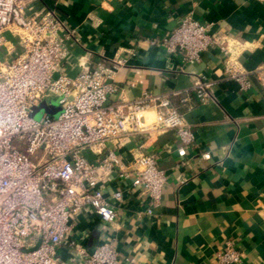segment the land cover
<instances>
[{
	"label": "crops",
	"instance_id": "0c3cea01",
	"mask_svg": "<svg viewBox=\"0 0 264 264\" xmlns=\"http://www.w3.org/2000/svg\"><path fill=\"white\" fill-rule=\"evenodd\" d=\"M25 2L28 16L51 9L75 29L63 63L68 74L122 61L111 101L171 94L193 132L188 145L174 129L150 128L107 142L125 165L156 155L167 184L149 215L150 199L110 173L105 180L110 191L123 188L125 196L116 203L118 217L111 225L94 214L76 220L78 231L89 233L86 246L111 242L131 264H218L217 253L234 241L243 252L240 264H264V85L257 76L264 69V0ZM188 14L212 24L228 53L213 46L194 64L167 55L164 38ZM22 34L14 25L0 31L1 62L10 63L24 51ZM228 58L247 73L249 91L226 74ZM199 81L210 84L207 101L194 92ZM145 117L152 123L155 111ZM83 154L98 159L90 149ZM61 253L72 257L68 250Z\"/></svg>",
	"mask_w": 264,
	"mask_h": 264
},
{
	"label": "built area",
	"instance_id": "2783aa9c",
	"mask_svg": "<svg viewBox=\"0 0 264 264\" xmlns=\"http://www.w3.org/2000/svg\"><path fill=\"white\" fill-rule=\"evenodd\" d=\"M26 11L25 0H0V31L13 25L22 29L25 47L12 62L0 61V264H131L111 242L87 247L89 233L78 231L76 220L94 214L106 225L116 221V203L123 201L125 191H110L105 180L112 172L150 199L147 213L152 215L167 176L156 155H141L125 165L106 144L150 128L174 129L188 145L193 132L173 106L171 94L145 93L132 100L120 96L112 102L118 93L115 73L122 61L82 68L76 76L68 74L63 63L68 41L76 39L75 29L54 10L32 16ZM162 44L167 55L179 56L188 64L198 62L213 46L228 53L212 24L192 14ZM225 71L242 90L252 88L247 73L230 58ZM257 76L264 85V69ZM209 89V83L199 81L194 92L207 101ZM44 102L59 105L60 114L34 116V108ZM151 110L156 120L147 124L145 114ZM85 149L98 159L89 160ZM40 150L43 155L33 161L30 155ZM180 154L185 155L184 148ZM62 249L72 257L65 259ZM242 256L236 242L229 241L217 253L218 264H240Z\"/></svg>",
	"mask_w": 264,
	"mask_h": 264
},
{
	"label": "water",
	"instance_id": "95a60500",
	"mask_svg": "<svg viewBox=\"0 0 264 264\" xmlns=\"http://www.w3.org/2000/svg\"><path fill=\"white\" fill-rule=\"evenodd\" d=\"M34 116H39V112H47L50 115L58 116L61 112V107L57 104L48 105L47 103H42L40 106L34 108Z\"/></svg>",
	"mask_w": 264,
	"mask_h": 264
},
{
	"label": "rangeland",
	"instance_id": "374dc122",
	"mask_svg": "<svg viewBox=\"0 0 264 264\" xmlns=\"http://www.w3.org/2000/svg\"><path fill=\"white\" fill-rule=\"evenodd\" d=\"M16 27V26H15ZM16 29H18L17 27H16ZM19 30H22V29H19ZM23 48H24V50H25V47H24V44H23ZM24 52V51H23ZM22 52V53H23ZM21 53V54H22ZM43 155V151L42 150H40V151H38L35 155H30V158L33 160V161H38V159H40V157Z\"/></svg>",
	"mask_w": 264,
	"mask_h": 264
}]
</instances>
